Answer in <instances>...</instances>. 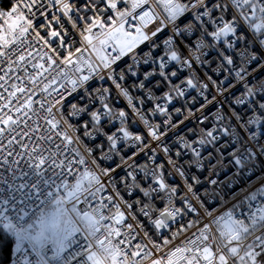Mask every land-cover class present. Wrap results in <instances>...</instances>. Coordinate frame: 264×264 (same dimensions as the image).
<instances>
[{"label":"snow or ice","instance_id":"6c2138e0","mask_svg":"<svg viewBox=\"0 0 264 264\" xmlns=\"http://www.w3.org/2000/svg\"><path fill=\"white\" fill-rule=\"evenodd\" d=\"M262 159L264 0H0L8 264H264Z\"/></svg>","mask_w":264,"mask_h":264},{"label":"built area","instance_id":"2783aa9c","mask_svg":"<svg viewBox=\"0 0 264 264\" xmlns=\"http://www.w3.org/2000/svg\"><path fill=\"white\" fill-rule=\"evenodd\" d=\"M262 177H264V159L260 161V167L243 175L241 183L236 188V191L239 192L242 187H251L254 190L255 187L261 186ZM177 243H179V240Z\"/></svg>","mask_w":264,"mask_h":264},{"label":"trees","instance_id":"16d2710c","mask_svg":"<svg viewBox=\"0 0 264 264\" xmlns=\"http://www.w3.org/2000/svg\"><path fill=\"white\" fill-rule=\"evenodd\" d=\"M9 255L7 251L0 252V264H8Z\"/></svg>","mask_w":264,"mask_h":264}]
</instances>
